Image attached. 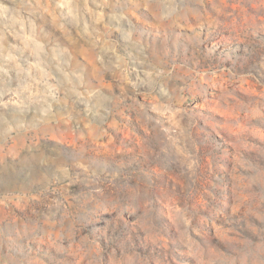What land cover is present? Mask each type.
Segmentation results:
<instances>
[{
	"label": "rangeland",
	"instance_id": "1",
	"mask_svg": "<svg viewBox=\"0 0 264 264\" xmlns=\"http://www.w3.org/2000/svg\"><path fill=\"white\" fill-rule=\"evenodd\" d=\"M0 264H264V0H0Z\"/></svg>",
	"mask_w": 264,
	"mask_h": 264
}]
</instances>
